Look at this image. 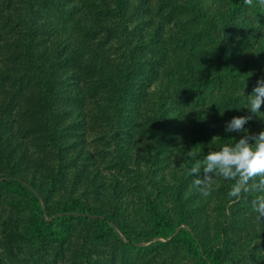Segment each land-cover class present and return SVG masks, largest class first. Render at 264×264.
<instances>
[{"label": "trees", "instance_id": "16d2710c", "mask_svg": "<svg viewBox=\"0 0 264 264\" xmlns=\"http://www.w3.org/2000/svg\"><path fill=\"white\" fill-rule=\"evenodd\" d=\"M250 2L0 0V264H264L252 197L185 156L250 114Z\"/></svg>", "mask_w": 264, "mask_h": 264}, {"label": "clouds", "instance_id": "9594fccd", "mask_svg": "<svg viewBox=\"0 0 264 264\" xmlns=\"http://www.w3.org/2000/svg\"><path fill=\"white\" fill-rule=\"evenodd\" d=\"M262 104L264 78L257 81L251 93L244 95L242 106H235L239 109L247 108L250 114L233 116L226 121L225 133H238V139L229 138L227 143H221L218 148L209 151L203 157H200V152L192 150L187 151L185 156L191 160L186 174L194 178L193 184L203 195L210 194L213 181L221 178L225 182H230L227 193L229 197L238 199L252 197V210L259 219L264 220V130L250 133L245 127L253 118L252 114L264 119ZM226 108L221 111V115Z\"/></svg>", "mask_w": 264, "mask_h": 264}, {"label": "rangeland", "instance_id": "374dc122", "mask_svg": "<svg viewBox=\"0 0 264 264\" xmlns=\"http://www.w3.org/2000/svg\"><path fill=\"white\" fill-rule=\"evenodd\" d=\"M203 1L205 4H212L214 0H203ZM258 9L261 12L260 14L258 13ZM239 20L242 24H244L247 27L246 29H249V33H248L249 35H251L253 32H256L258 33L259 36L264 37V0H256V3L251 0V2L240 13ZM262 108H264V104L261 105V109ZM12 249L15 251V255H13L15 260H20L21 259L20 257H24L26 255V253L20 252V250L17 251L14 247H12ZM4 252H6V250H4L3 253ZM15 260L11 256H9L8 261L11 264L18 263V261ZM21 263L31 264L29 262L28 263L21 262Z\"/></svg>", "mask_w": 264, "mask_h": 264}]
</instances>
